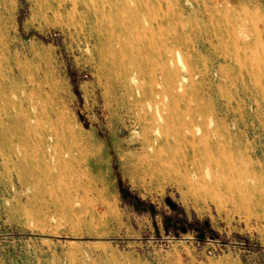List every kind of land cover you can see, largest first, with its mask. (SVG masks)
Listing matches in <instances>:
<instances>
[{"label": "rangeland", "instance_id": "obj_1", "mask_svg": "<svg viewBox=\"0 0 264 264\" xmlns=\"http://www.w3.org/2000/svg\"><path fill=\"white\" fill-rule=\"evenodd\" d=\"M63 1L0 0V264H264V0ZM158 112L220 143L205 184L137 168Z\"/></svg>", "mask_w": 264, "mask_h": 264}, {"label": "bare ground", "instance_id": "obj_2", "mask_svg": "<svg viewBox=\"0 0 264 264\" xmlns=\"http://www.w3.org/2000/svg\"><path fill=\"white\" fill-rule=\"evenodd\" d=\"M109 1L105 0V3ZM111 1H114L113 4L117 5V0ZM121 1L123 3V9H126V0ZM69 4L74 10L85 9L88 14V19L96 18L99 15V11L94 9L91 4L86 3L85 0H65L60 3L58 9L66 8ZM101 13H103V11H101ZM192 35H194V37L190 42L194 48L201 45V40L204 41L206 39L202 33L193 31ZM247 38L248 35L242 30L237 32V34L236 32L233 34V39L237 43H242L246 41ZM160 61L161 65L164 67L170 62V59L163 55ZM164 71H166L168 75V83L163 86V93L173 96L176 83L180 81V78L170 71ZM131 73L129 69L124 70L126 76L131 75ZM153 83L155 86L160 84L155 81ZM154 85H152V83H148L146 87L138 85L137 90L139 97H152L156 92L154 90ZM181 113L182 112H158L156 117L153 118L152 116V118H148L150 121L155 120L156 124L154 126L148 124L144 131L141 143L143 151L138 160L137 168L143 173L175 172L183 179L184 183L189 186H193L194 183L196 185V182L205 184L206 182L203 176L204 168L220 167V160L207 159L209 154L220 152V143L211 140L204 131H201L200 135L198 134V130L194 128V122L196 117L199 116V113H189V121L184 119ZM38 150L43 153L42 157L46 156L41 148ZM26 156H32V154H28L27 152ZM236 174L238 175V173ZM41 176L45 179H53L54 177L52 173L46 169L41 172ZM197 187H199V185Z\"/></svg>", "mask_w": 264, "mask_h": 264}, {"label": "trees", "instance_id": "obj_3", "mask_svg": "<svg viewBox=\"0 0 264 264\" xmlns=\"http://www.w3.org/2000/svg\"><path fill=\"white\" fill-rule=\"evenodd\" d=\"M203 235L201 234V237H202ZM200 237V236H199Z\"/></svg>", "mask_w": 264, "mask_h": 264}]
</instances>
